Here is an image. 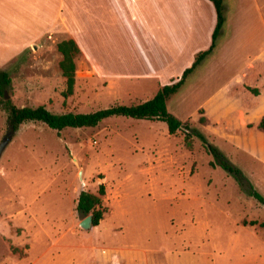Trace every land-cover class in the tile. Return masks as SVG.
I'll return each instance as SVG.
<instances>
[{
  "label": "rangeland",
  "instance_id": "obj_1",
  "mask_svg": "<svg viewBox=\"0 0 264 264\" xmlns=\"http://www.w3.org/2000/svg\"><path fill=\"white\" fill-rule=\"evenodd\" d=\"M15 44L0 41V69L10 79L2 100L15 106L88 112L138 100L79 58L72 92L63 96L56 44L36 42L9 57ZM203 72L166 102L182 122L171 134L162 121L121 115L59 131L19 124L0 154V264H264V202L245 192L250 186L264 199V162L257 159L264 146L198 122L197 108L214 85L199 87ZM185 125L221 151L242 185L209 164L214 157ZM7 130L0 102V141ZM100 183L101 216L82 229L77 195L96 194Z\"/></svg>",
  "mask_w": 264,
  "mask_h": 264
},
{
  "label": "crops",
  "instance_id": "obj_2",
  "mask_svg": "<svg viewBox=\"0 0 264 264\" xmlns=\"http://www.w3.org/2000/svg\"><path fill=\"white\" fill-rule=\"evenodd\" d=\"M222 12L213 48L176 91L198 68L207 71L199 87L214 85L197 108L204 123L225 138L241 133L264 146L257 127L264 118V0H223ZM215 19L210 0H0V41L16 43L13 57L36 42L71 39L75 68L79 58L140 102L209 47Z\"/></svg>",
  "mask_w": 264,
  "mask_h": 264
},
{
  "label": "trees",
  "instance_id": "obj_3",
  "mask_svg": "<svg viewBox=\"0 0 264 264\" xmlns=\"http://www.w3.org/2000/svg\"><path fill=\"white\" fill-rule=\"evenodd\" d=\"M215 10V25L211 34V42L207 49L197 53L191 65L183 70L180 77L170 83L162 85L150 98L131 104H115L104 108H99L88 112H60L54 113L46 109L43 105L36 106H15L10 100H2L3 89L9 85L10 79L7 71L0 69V102L6 112V124L14 130L19 124L27 121H38L47 127L59 131L67 127H92L99 121L109 116H126L136 119L159 120L166 124L167 132L174 133L176 129L182 126V122L173 116L166 109V99L174 93L183 83L187 75L200 63V61L211 51L215 44L216 36L223 23V0H210ZM56 50L60 54L58 60V68L64 77L65 89L62 92L66 96L72 92L74 84V56L78 52V48L73 40L64 39L56 43ZM253 93H257V89L247 87ZM205 118L200 116L199 123H203ZM189 130V135L197 137L205 146L208 153L214 157V161L210 165H218L227 173L231 174L242 185L243 177L236 167H233L225 159L221 151L214 145L207 142L206 137L196 128L185 125ZM257 127L264 130V118H261ZM187 135V136H189ZM245 192L254 197L257 201L263 203V197L253 190L250 186L245 185ZM104 193L103 184H98L97 193L93 194L81 190L76 198L75 209L83 215L90 214L91 225H95L101 216L100 195Z\"/></svg>",
  "mask_w": 264,
  "mask_h": 264
},
{
  "label": "water",
  "instance_id": "obj_4",
  "mask_svg": "<svg viewBox=\"0 0 264 264\" xmlns=\"http://www.w3.org/2000/svg\"><path fill=\"white\" fill-rule=\"evenodd\" d=\"M4 95V93H3ZM4 97H6L4 95ZM8 130L6 132V134L3 136V138L0 141V154L4 148V146L6 145L7 141L9 140L10 136L12 135L14 129L12 127H10L9 125L7 126ZM78 225L82 228V229H88L91 225V216L90 214L85 215L79 222Z\"/></svg>",
  "mask_w": 264,
  "mask_h": 264
}]
</instances>
